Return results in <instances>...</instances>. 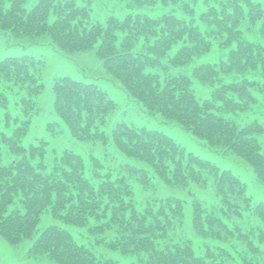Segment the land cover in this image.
Returning a JSON list of instances; mask_svg holds the SVG:
<instances>
[{"label":"trees","instance_id":"trees-1","mask_svg":"<svg viewBox=\"0 0 264 264\" xmlns=\"http://www.w3.org/2000/svg\"><path fill=\"white\" fill-rule=\"evenodd\" d=\"M0 32L92 53L97 66L79 68L119 83L127 107L178 122L264 185L260 1L0 0ZM47 65L0 57V246L57 264H264V199L238 172Z\"/></svg>","mask_w":264,"mask_h":264},{"label":"rangeland","instance_id":"rangeland-1","mask_svg":"<svg viewBox=\"0 0 264 264\" xmlns=\"http://www.w3.org/2000/svg\"><path fill=\"white\" fill-rule=\"evenodd\" d=\"M258 1L264 5V0ZM105 8L106 10H113L115 13H118L119 6L115 2H109ZM99 12H102L101 9ZM0 35V57L12 53H43L46 56L48 62V74H51L54 71H62L75 77L95 80L114 98H116L120 109H127V116L129 120L138 124H145L147 126L163 129L172 134L178 141L183 143L187 148L193 150L194 152L213 160L221 166L233 168L247 182L248 189L254 195V197L264 199V185L255 180V177L249 166L245 165L244 163L237 162L228 154H224L217 148L210 146L202 138L194 135L191 131L182 127L181 124L174 120L167 119L161 114L153 112L146 113L144 115L137 113L136 110L134 111L130 107H127V93L119 83L105 76L102 72L93 71L91 69H80V63H86L94 67L97 66L99 60L92 53H78L76 58H72L69 55H64V57L61 56L60 58L59 55L51 49V45H47L45 42L41 43L39 40L29 37L14 39L8 34L1 32ZM46 97V95H43V102H46ZM46 106L48 105L46 104ZM48 116L51 118V115H47V113L44 114V117L48 118ZM41 121L42 120H40V122ZM36 129L38 132H40V127H36ZM45 131L49 133L47 130ZM50 137H53V135L50 134ZM62 139L63 138L60 139V142ZM49 222H51L50 218L43 217V219L40 221V224L42 223L46 225ZM5 245L7 246L6 248ZM5 245L0 246V264H57L49 259L45 260L28 256L26 251L29 243L24 244V248L22 247L16 249L18 252L17 255H10L9 251L12 250V248L7 243H5ZM2 254H7V257L3 256Z\"/></svg>","mask_w":264,"mask_h":264}]
</instances>
